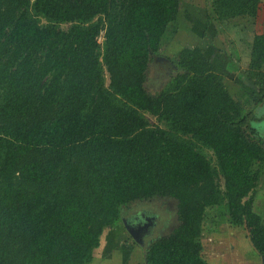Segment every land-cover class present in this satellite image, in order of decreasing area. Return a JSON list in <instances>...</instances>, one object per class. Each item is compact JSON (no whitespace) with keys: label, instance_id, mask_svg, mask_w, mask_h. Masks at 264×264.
Returning a JSON list of instances; mask_svg holds the SVG:
<instances>
[{"label":"trees","instance_id":"1","mask_svg":"<svg viewBox=\"0 0 264 264\" xmlns=\"http://www.w3.org/2000/svg\"><path fill=\"white\" fill-rule=\"evenodd\" d=\"M260 1L211 0V14L254 19ZM178 12L179 0H0V264H89L122 209L155 198L175 202L178 222L148 240L145 264H209L202 236L234 229L264 264L250 195L264 168V45L250 107L193 46L165 58L151 93Z\"/></svg>","mask_w":264,"mask_h":264},{"label":"rangeland","instance_id":"2","mask_svg":"<svg viewBox=\"0 0 264 264\" xmlns=\"http://www.w3.org/2000/svg\"><path fill=\"white\" fill-rule=\"evenodd\" d=\"M210 3L211 0H195L194 4L197 6L194 13L187 14L186 10L182 9L179 14L180 20L170 24L164 37L162 36L163 39L161 38L160 58L172 59L180 49L186 46L200 48L202 53L213 61L211 62L216 66L218 73L223 76L224 86L233 98L249 105L251 98L257 97L253 95L256 91L253 85L256 76L251 79L247 73L252 70L250 68L252 64L256 67L258 63L256 58L253 60L255 62H251L252 55L255 53V56H260L264 45V0L259 3V12L256 17L249 20L237 16L236 13L228 17L220 16L214 6L215 16L208 15V12L212 13ZM183 7L186 8V6ZM98 41L102 42L101 38ZM252 72L259 73L260 70L254 68ZM170 73L167 63L154 61L147 74L146 89L151 93L160 90ZM150 122L157 123L154 118H150ZM256 126L263 129L264 120ZM203 152L205 153V150ZM121 214L122 225L103 232L99 247L94 251L93 259L89 264H145L144 253L148 240L168 233L178 222L175 202L169 198L135 202L123 208ZM134 214L143 215L141 221L144 223L136 224L129 219ZM260 216L264 220V213ZM138 225L143 226L144 229L149 227V230L141 238L142 244L136 246L127 228L136 231ZM216 226V229L223 231L227 225L218 221ZM243 236L238 235L237 238L239 251L246 241V237ZM201 241L209 264H241L234 254V247H237L236 239L211 237L205 233ZM246 243L248 247L244 246L241 250L243 254L252 249L251 243L249 241ZM250 261L248 264H259L256 261Z\"/></svg>","mask_w":264,"mask_h":264},{"label":"crops","instance_id":"3","mask_svg":"<svg viewBox=\"0 0 264 264\" xmlns=\"http://www.w3.org/2000/svg\"><path fill=\"white\" fill-rule=\"evenodd\" d=\"M194 2H195V0H179V12H178V15H177V21L175 23H177L180 20L179 14L182 11V9L186 10L187 14L191 13V12L194 13V11L196 10L195 7L197 6V5L194 4ZM183 6H186V8H184ZM258 12H259V5H258L257 14H258ZM209 14H211V13L208 12V15ZM175 23H173V24H175ZM167 30H168V28H167ZM216 49H217L218 52H220V50L217 47H216ZM163 60H165V59H163ZM208 60H210V59H208ZM263 103L258 105L256 108L254 106L255 113L258 115V120H257L256 123L253 124V127L256 129L258 135L264 140V128L262 129L261 127H257L256 126L257 124L261 123L264 120V111H263L264 107H262ZM250 104L248 105L249 107H250ZM251 108L253 109V105H251ZM250 195H251V199H252L253 211L255 213L259 214V215H262V213H264V168H262V170H261V172L259 174V180H258L255 188L253 189V191L250 193ZM238 235H239V237L243 236V235H244L243 237H246V239H245L246 241H245V243L242 246H243V248H244V246L248 247V243H246V242H248L249 240L247 239V235H246L245 231L242 230V229L228 230L226 232V234L223 235L221 238L232 237V238L236 239L235 243L237 244V247H234V250H235L234 254L236 256V259L238 258L239 263L248 264L249 262H251L250 260H252L253 262L256 261L259 264H261V263L263 264L262 257L257 253V251L253 247H252L251 250H248L247 253H244V254L241 253V250L243 248L240 249V251H239V242H238V239H237ZM239 239H241V238H239Z\"/></svg>","mask_w":264,"mask_h":264},{"label":"water","instance_id":"4","mask_svg":"<svg viewBox=\"0 0 264 264\" xmlns=\"http://www.w3.org/2000/svg\"><path fill=\"white\" fill-rule=\"evenodd\" d=\"M155 61L157 62H160V63H166L165 60H163L162 58L160 57H156L154 59ZM139 232H141V230H133V229H130V228H127V232L129 233V235L131 236V238L136 242V243H141V240H140V235H139Z\"/></svg>","mask_w":264,"mask_h":264},{"label":"flooded vegetation","instance_id":"5","mask_svg":"<svg viewBox=\"0 0 264 264\" xmlns=\"http://www.w3.org/2000/svg\"><path fill=\"white\" fill-rule=\"evenodd\" d=\"M130 219L132 220V221H134V222H136V224L138 223V222H141V223H144L143 221H141V217H138V215H132L131 217H130ZM137 228H138V230H141V232H139L138 231V233H139V235H140V240H141V238L144 236V234L146 233V232H148V230H149V227L147 228H143V226H141V225H138L137 226ZM143 229V230H142ZM131 237V236H130ZM132 239V238H131ZM138 244H142V240H141V243H138Z\"/></svg>","mask_w":264,"mask_h":264}]
</instances>
